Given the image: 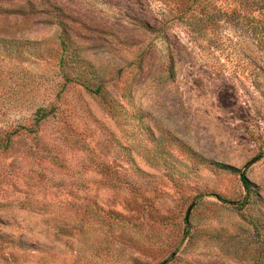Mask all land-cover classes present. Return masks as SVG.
I'll list each match as a JSON object with an SVG mask.
<instances>
[{
	"label": "rangeland",
	"instance_id": "1",
	"mask_svg": "<svg viewBox=\"0 0 264 264\" xmlns=\"http://www.w3.org/2000/svg\"><path fill=\"white\" fill-rule=\"evenodd\" d=\"M1 143L0 264H264V0H0Z\"/></svg>",
	"mask_w": 264,
	"mask_h": 264
},
{
	"label": "trees",
	"instance_id": "2",
	"mask_svg": "<svg viewBox=\"0 0 264 264\" xmlns=\"http://www.w3.org/2000/svg\"><path fill=\"white\" fill-rule=\"evenodd\" d=\"M13 39L7 40L6 43H9L12 45ZM8 44V45H9ZM87 90L89 92H96L95 90L91 89L90 87H87ZM55 107H52L50 110L47 109V107H39L36 111V121L35 124L38 125L41 123V121L48 119V117L55 112ZM21 127H16L7 137V141H10L12 137L15 135L20 134ZM9 144L7 143H1L0 147H8ZM210 164L215 167L219 168L221 170L230 171L232 173L238 174L240 176V179L242 181L243 187L245 189L246 195L244 199L240 200L239 206L241 209L250 206L255 201H259L261 199L260 193L258 192L257 185L246 175L245 170H241L239 168L233 167L228 164L219 163L213 160H210ZM218 197L225 201V202H231V200L218 195ZM244 219L248 221L249 224L253 225V227L257 230L258 233L262 232V229H264V222L260 220L258 216L252 215L251 213L247 215H243Z\"/></svg>",
	"mask_w": 264,
	"mask_h": 264
}]
</instances>
